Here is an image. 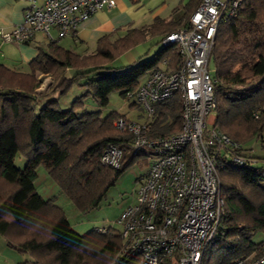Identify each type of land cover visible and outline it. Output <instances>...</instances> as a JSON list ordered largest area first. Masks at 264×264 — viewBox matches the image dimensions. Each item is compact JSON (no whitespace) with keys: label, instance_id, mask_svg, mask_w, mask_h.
Listing matches in <instances>:
<instances>
[{"label":"trees","instance_id":"1","mask_svg":"<svg viewBox=\"0 0 264 264\" xmlns=\"http://www.w3.org/2000/svg\"><path fill=\"white\" fill-rule=\"evenodd\" d=\"M189 18L182 25L157 19L114 39L104 35L95 51L86 55L46 40L27 72L0 64V237L9 248L28 254L33 264H138L137 256L125 252L117 230L98 228L105 234L74 230L54 200L36 192V170L43 166L80 214L97 209L120 174L146 157L133 155L129 136L114 129L113 122L123 115L102 117L98 110L86 111L83 101L91 97L103 108L113 92L134 98L140 79L150 71L176 69L177 49L163 47L161 39L186 27ZM156 36L161 38L160 49L153 57L111 67L113 60ZM208 63L217 102L214 125L239 144L244 162L229 160L219 171L224 211L218 235L205 248L201 264H234L256 257L264 239V0H244L235 17L218 25ZM37 74L52 79L49 91L41 96L36 93ZM74 85L83 93L61 110L60 98ZM149 121L151 137L179 131V97L157 105ZM253 140H258L262 157L244 147ZM108 145L122 150L117 169L99 161ZM17 155L27 162L23 170L14 166ZM256 235L262 240L253 241Z\"/></svg>","mask_w":264,"mask_h":264},{"label":"built area","instance_id":"2","mask_svg":"<svg viewBox=\"0 0 264 264\" xmlns=\"http://www.w3.org/2000/svg\"><path fill=\"white\" fill-rule=\"evenodd\" d=\"M243 1L200 0L188 25L161 39L163 47H176V69L150 71L134 92L146 120L118 116L113 123L118 133L129 136L131 153L149 160L133 203L115 222L125 252L137 256L138 264H201L205 248L218 235L224 211L219 171L229 160L242 165L244 159L239 144L214 125L217 102L208 62L218 25L235 17ZM114 6L115 0H43L40 5L30 0L23 21L1 32L0 41L24 43L36 34L52 40L51 29L59 38H75L81 21ZM176 95L181 102L180 130L151 137L149 120L155 107ZM122 155L121 149L108 145L99 161L117 169ZM234 264H264V239L256 257Z\"/></svg>","mask_w":264,"mask_h":264},{"label":"crops","instance_id":"3","mask_svg":"<svg viewBox=\"0 0 264 264\" xmlns=\"http://www.w3.org/2000/svg\"><path fill=\"white\" fill-rule=\"evenodd\" d=\"M40 5L43 0H33ZM200 0H115L113 8L102 10L81 21L72 35L58 37L55 29L50 30L52 39L62 48L79 55L93 53L97 40L110 35L111 38L122 37L130 30L147 28L157 19L172 21L181 25L193 14ZM30 0H0V33L9 32L23 21L25 9ZM161 38L149 37L121 55L125 67L138 61L153 57L158 50L155 45ZM42 34H36L29 43H2L0 41V64L16 69L15 64L22 67L37 56L38 47L47 43ZM154 45V47H153ZM163 66V65H162ZM262 237V236H261ZM262 240V239H261ZM33 264L24 253L9 248L0 237V264Z\"/></svg>","mask_w":264,"mask_h":264},{"label":"rangeland","instance_id":"4","mask_svg":"<svg viewBox=\"0 0 264 264\" xmlns=\"http://www.w3.org/2000/svg\"><path fill=\"white\" fill-rule=\"evenodd\" d=\"M155 47L156 50L160 49L159 45H155ZM110 64L112 65L111 67L116 68L122 65V61L115 59ZM14 67L20 72L28 71V67H22L18 63L15 64ZM161 67L163 66L161 65ZM210 67H213V65L211 64ZM234 72L238 74L237 69ZM36 80L39 85L38 89L36 90L38 96L47 93L49 91V87H51L52 85L51 77L43 74H37ZM142 80L143 78L140 79V82ZM230 81V79L225 80L226 83ZM82 93L83 90L79 89L76 85H74L65 96L60 98V109L66 110L67 108H69L72 102ZM83 104L84 109L86 111L98 110L100 111L102 117L110 113H115L123 115L126 118L136 122H144L146 118L138 104L135 102L134 98L124 99L120 97L118 92H113L109 95L108 103L103 108L98 107L91 97H87L83 101ZM244 147L251 149L250 153L253 156L262 157L263 155V152L260 151L258 140L250 141ZM13 163L14 166L19 170H23L27 164L26 160L20 155H17L14 158ZM148 167L149 160L144 157H139L133 164L128 166L120 174L114 185L106 191L98 208L90 211L87 214H80L72 207L68 199L59 191L58 187L51 181L46 172V169L43 166H39L36 170L37 179L34 185L36 192L43 199L54 200V203L64 211L69 224L78 233L84 234L86 232L98 228H111L113 230H119L120 228L115 222L121 215L122 211L127 206L133 203L138 180L147 173ZM261 236L262 235L254 236L253 241L258 242L262 239ZM24 255H26V257H29L30 260V256L28 254Z\"/></svg>","mask_w":264,"mask_h":264}]
</instances>
